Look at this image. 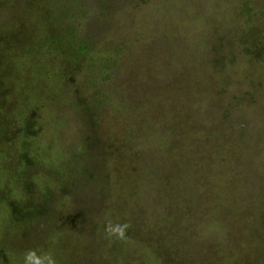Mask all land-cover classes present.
<instances>
[{
  "label": "rangeland",
  "instance_id": "obj_1",
  "mask_svg": "<svg viewBox=\"0 0 264 264\" xmlns=\"http://www.w3.org/2000/svg\"><path fill=\"white\" fill-rule=\"evenodd\" d=\"M57 1L0 0V264H24L29 249L37 256L51 255L55 264H171L150 252L145 240L159 231L150 222L168 217L161 228L170 242L192 225L194 210L187 203L178 214L174 206L160 210L129 192L135 186L146 189L151 166L157 171L154 166L175 162L180 170L183 160H168L165 148L153 160L122 157L125 147L142 137L164 143L172 126L187 136L177 157L187 158L191 141L204 145L207 140L204 150L213 164L234 163L237 157L260 175V191L240 200L246 221L239 231L246 232L241 236L247 242L238 241L232 230L241 215L222 220L221 204L238 205L241 191L232 187L241 181L220 174L202 178L210 186L222 180L230 186V196H218L221 203L208 199L211 262H221L224 255L229 264H264V0H78L95 9L93 22L104 20L105 25L95 32L103 36L101 44L76 68H62L65 57L55 48L58 42L41 38L53 25L45 26L44 9L55 8ZM250 17L259 22L245 26ZM71 20L63 27H76L85 39L91 21L86 16ZM17 32L27 44H14L15 53L8 54ZM155 36L161 45L152 41ZM176 49L186 50L177 56ZM169 58L166 68H156ZM140 59L150 71L141 68L134 83V68L140 65L135 60ZM193 67L201 74L177 84ZM102 92L110 105L100 104ZM78 99L91 111H77ZM120 103H129L128 113L116 108ZM210 105L204 127L201 112ZM236 124L250 132L235 144L230 135ZM215 133L224 139L218 149L212 146L218 141ZM135 149L141 156L153 155V147L143 150L138 144ZM200 151L193 149L192 155ZM204 163L199 162L201 168ZM127 213H140L136 235L142 239L125 244L117 256L120 243L108 247L112 235L106 228L127 225L124 232L135 236ZM191 248L185 264L193 262Z\"/></svg>",
  "mask_w": 264,
  "mask_h": 264
},
{
  "label": "trees",
  "instance_id": "obj_2",
  "mask_svg": "<svg viewBox=\"0 0 264 264\" xmlns=\"http://www.w3.org/2000/svg\"><path fill=\"white\" fill-rule=\"evenodd\" d=\"M71 1L75 2L77 1V4L72 3ZM256 1V0H255ZM44 12L46 13V16H48V21L46 22L45 26H49L51 24L52 27L48 29V31L45 29L44 34L41 36L44 43H52L58 42V46L56 44V49L64 54V59L61 61V67L67 68L68 66L72 65L74 68L77 67L78 63L81 64V60L86 56V53H89L91 50L99 46L101 42L103 41L101 38L103 36L97 37L95 32L96 28L99 26L100 28L105 25V21L101 20L97 23L93 22L92 17L90 15H94L95 9L92 8V10H88L84 7L82 2L78 0H58L55 8H52L51 6H48L46 9H44ZM241 12L245 13L244 6L241 7ZM104 13V12H103ZM52 15V16H51ZM234 15V14H233ZM51 16V17H50ZM83 16H86V22L91 21V27L88 29V34L86 38H82L80 34L77 33L76 27L68 26L63 27V25H68L64 21L69 20L72 18L71 21L80 22ZM106 17L105 15H103ZM50 17V18H49ZM80 21H77V20ZM250 20H246L247 22L244 24L245 26L253 25L255 22H259V20H254L250 17ZM255 21V22H254ZM70 22V21H69ZM87 25V24H86ZM100 32V30H99ZM108 32V31H107ZM19 32L13 35V42L11 45L8 46V54L15 53V48H13L14 44H23L26 46L27 41L21 40V35H18ZM154 35L156 33L154 32ZM16 37V38H15ZM15 38V39H14ZM157 40V41H156ZM153 42L156 44L159 43L161 45L163 40L157 39V36H155L152 39ZM0 42L1 41L0 39ZM177 47L176 45L174 46ZM171 45V48H174ZM186 50V49H184ZM184 50L181 51V49H176L174 52L175 55L180 56L184 55ZM183 52V53H182ZM174 54L172 56H174ZM171 56V57H172ZM63 57V56H62ZM68 58V59H67ZM171 58L168 60L165 59L164 61L158 62V65L156 68H166V63L170 61ZM139 66H135L134 68V83H136L139 79V71L141 68H143L146 72H149V66L147 67L146 64H144V60L140 59L139 61L135 60ZM172 61H170L171 63ZM185 64V61L183 62ZM146 65V66H145ZM169 65V63L167 64ZM169 70V69H168ZM198 73L201 74V72L196 69L195 67L190 68V70H187L184 74L183 80L178 82L177 84L183 83V81H188L193 74L194 77L198 76ZM110 81H112V78H109ZM163 81H168L175 83L174 81H169L165 78H163ZM172 85V84H170ZM136 85L133 84V88L135 89ZM106 86L103 87V90L105 91ZM110 89V88H109ZM111 92V90H109ZM102 99L100 100V104L104 105H110L109 98L105 95V93L102 92L101 94ZM79 99L76 101L74 108L77 111H91V106L89 107L86 105L83 101V103H79ZM153 103H151L152 105ZM199 104V103H197ZM139 104L134 105L136 109L139 107ZM199 108H204L205 106H197ZM209 107L207 106L205 109H203L202 118L204 120V127L208 125L206 119L207 114L209 111ZM118 110H124L126 113H128V110L130 109L129 103H120L119 106L116 107ZM90 109V110H89ZM125 113V114H126ZM84 117H87V114L85 113ZM146 117H143L144 120H147ZM190 118H188L189 120ZM211 119V118H210ZM223 121L221 123H224V119L221 118ZM188 120H186L188 122ZM148 121V120H147ZM146 121V122H147ZM185 122V121H184ZM99 121L96 118V122L94 123L96 126L99 127ZM210 124V120H209ZM183 127V126H182ZM242 128V127H241ZM212 127L210 125L209 130H211ZM229 129V128H228ZM228 129H219L220 132L227 131ZM234 134L230 135V138L236 143H241L248 138L247 133L250 131H244L243 128L240 129V125L236 124L234 126ZM212 134L213 132L210 131ZM221 133H215L212 137H218V141H213L214 145H212L214 148H219L220 145L224 143L223 137L220 136ZM167 135L169 136V139H167L164 143L160 140H157L154 137L151 136H145L142 137L140 143L138 142H132L129 144V147H125V155L122 157L124 159L126 155H129L132 159L137 158H147L150 157L153 160V157H157L162 149H166L168 153V160L170 158V161L174 160H183L180 163L182 165H185L180 170L177 169L175 162H166L165 164L162 162L160 166H154L153 168L157 167L158 170H153L152 166L150 167V172H148L147 178V184L146 189L143 191V189L140 186H135L134 190L131 189L129 193H133L132 197H139L144 196V203H148L151 206H154L156 208L164 209L166 211L170 210V207L174 206L176 208V213L178 214L179 211H177V208L180 205L186 206L189 210L193 211V216L195 217V220L192 221V225L190 227H187L185 230H180L176 232L175 237L172 238L170 242H167L165 239V233L166 231L162 230L161 224L164 223L165 220H168V217H165L164 220L158 222L157 219L152 218L150 224L153 226H157L159 228V231H157L158 235L154 237L150 236V239L145 240L147 245L149 246L150 252H154L152 255L155 257H158L159 262L160 261H167L171 264H185V260H188V257L186 255V250L191 248V260L192 263L189 264H213L211 260L213 259L210 257L212 253L210 252L209 245L211 239L210 236L206 235V229H209V226L207 223L209 222L208 219V211H209V200L213 203H221L222 199L218 198V196H221L225 193H227L230 196V186L227 180L222 181H213L214 186H210L209 184L205 183V176L208 174H211L212 177L218 176L219 174L221 176L224 175H230L232 178H236L240 180L241 182L238 188L232 187L236 191H241V194L238 196L239 201L237 204L232 203L233 206L226 204V207L224 208V205H222V220L225 216H228V219L232 218L234 214L241 215L235 225L233 224V233L238 236V241H244L247 242L248 238L246 236H241V233H246L243 230L239 231V227L244 226V222L246 221V212L240 207V200L247 199L248 198V192L253 191L254 193H258L260 191V175L254 170L253 167H251L248 164H245L246 160H240L236 159L237 157L233 158L234 163H230V161L226 163H215L213 164L212 160H210L211 154L210 152H207L204 150V148L207 145V140H205V144L203 145V142L201 140H194L191 141L192 143V149H187L186 155L187 158L183 157H177V152L181 148L180 145H183V139L187 137L185 134L181 136V133L178 131L177 127H170ZM127 141V140H126ZM225 141H229L226 139ZM128 142V141H127ZM140 144L142 146V149L147 148L149 151H151V147H153V155H144L141 156L136 150V146ZM203 145V146H202ZM119 149V151H121ZM193 149H200L199 154H194ZM82 153V152H81ZM128 156V157H129ZM216 161V158H214ZM205 161L202 168L199 165V162ZM152 165V163H151ZM224 165V167H223ZM216 167V169H215ZM215 169V170H214ZM165 171V172H164ZM204 176V178H202ZM200 178V179H199ZM248 178H251L248 181ZM225 179V178H222ZM149 182V183H148ZM134 187V186H133ZM212 191H215V194H212ZM150 200V201H149ZM135 209L139 208V206L133 207ZM140 210V208H139ZM139 215L140 213H127V221L126 223L129 226H135L134 228L142 225L139 222ZM153 217H156L153 215ZM226 219V221L228 220ZM229 221V220H228ZM227 221V223H228ZM142 227V226H140ZM148 229V228H147ZM140 229L136 228L135 236H132V234H126L124 232V235L122 237H118L116 235H112L111 237H108L107 240L109 241L108 247L112 246L115 247L116 240L118 243H120L118 250L114 249V254L119 256L121 255V248L125 249L123 246L127 243H133L134 239H142L140 236L141 234L136 233ZM247 232H250L247 231ZM224 234V231L222 232ZM205 249H203L201 246H205ZM110 249V248H109ZM113 249V248H112ZM111 249V250H112ZM232 259V257H231ZM230 259L228 256H222V261L217 264H229Z\"/></svg>",
  "mask_w": 264,
  "mask_h": 264
},
{
  "label": "clouds",
  "instance_id": "obj_3",
  "mask_svg": "<svg viewBox=\"0 0 264 264\" xmlns=\"http://www.w3.org/2000/svg\"><path fill=\"white\" fill-rule=\"evenodd\" d=\"M126 227L127 225H108L106 231L111 235L122 237ZM45 262H47V264H55L54 258L49 254L37 256L36 251L32 249L27 250L24 254V264H45Z\"/></svg>",
  "mask_w": 264,
  "mask_h": 264
}]
</instances>
